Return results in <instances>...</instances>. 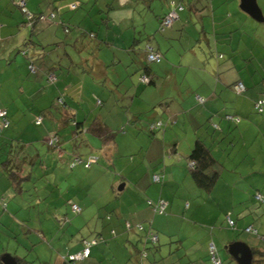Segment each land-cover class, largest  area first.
<instances>
[{
	"label": "rangeland",
	"instance_id": "obj_1",
	"mask_svg": "<svg viewBox=\"0 0 264 264\" xmlns=\"http://www.w3.org/2000/svg\"><path fill=\"white\" fill-rule=\"evenodd\" d=\"M25 1V9L28 13L23 12V9L18 6L17 0H0V106L9 108L7 117L9 128L6 129L12 134L20 133L17 134L18 136L14 135L8 138L5 137L4 132L0 135V264L1 257L5 254L20 259L25 258L28 264H54L55 262L56 264H70L67 259L62 261L58 256L75 253L81 249L83 239L90 240L94 236L96 237V233L102 228L100 221L105 217L106 224H108L103 227L107 231L104 236L106 240L100 241L92 247L94 256L78 263L114 264V261L120 259L121 263L130 262L134 250L131 240H128L131 235L128 236V231L124 230L119 234L120 227L116 224L117 216L113 209L115 205L120 206L122 222L125 223V219L126 221L130 219L128 214L134 213L136 209L134 204L138 197L143 196L146 202V196H151L144 192L146 184L151 186L149 187L152 188L151 194L157 193L152 186L164 185L163 178L161 183L153 182L152 173L164 176L167 173L162 171L165 170L164 165L170 167L171 164L178 166L175 172L172 171L179 173L177 176L179 184H173L172 188L171 186L166 187L168 191L170 190L174 204L171 203L163 215L157 213L158 216L169 217L168 225L165 226L169 234L181 233L185 237L184 246H191L188 250L193 249L194 244L200 247L201 237L206 235L208 239L211 238L215 242L223 264H236L234 260L232 261L226 248V245L232 241H242L251 247L264 250V202L258 201L255 197L257 192L264 195V127L258 126L254 121V118L263 116L254 109V99L260 92V84H251V89H245L242 93L234 92V94L245 97H248L251 92L252 117L250 120L234 115V120L224 119L226 122L230 121L229 123L223 122L229 133L223 134L221 147H225L226 151L225 153L221 152V156H219L225 168L212 189L207 191L194 183L185 158L181 159L182 162L181 160L173 161L172 159H177V157L175 155L168 156V153L165 152L168 143L166 139L172 143L174 139L179 138L181 141L180 150L183 149L182 136L188 124L183 125L182 120L169 121L168 113L163 114V107L159 105L145 109L147 111H144L145 114L135 117L131 110L130 114L125 115L124 110L130 108V106L127 107L130 105L128 99L133 93V89L127 94L125 103L121 100L117 105L113 102L110 88L104 85L105 88L100 89V96L97 98L94 86L79 80V75L85 74L82 73V69H85L84 63L87 64L90 59L88 56L95 52L89 50L94 36H91L89 31H94V29L89 28L86 23L79 24V21L89 17L91 11L89 8L92 3L88 0H81L83 5L80 8L65 9L61 12L56 8L53 10L51 7L47 8L46 0H38L43 15L48 16L51 12H55L56 19L64 22L63 31L60 34V27L55 26L49 29L50 39H46L40 32L44 26L40 24L37 27L35 22L50 23L56 19L51 15L54 20L53 18H46L47 21L44 19L30 20L28 14L37 15L39 12L31 10L30 0ZM261 1L263 4L264 0H258L259 4ZM53 2L57 1L53 0ZM261 11L264 16V8ZM84 15L87 16L84 17ZM251 22H255L259 26L257 35L264 36V22H257L252 18ZM158 27L159 24L153 28L148 27L145 31H150L148 35L153 34L165 40L170 27H166L163 32L159 31ZM139 30L140 33H143V25H137V31ZM136 34L139 36V32ZM56 35L57 39L54 37ZM139 37L142 38L143 35ZM81 47L85 49V52H82ZM23 52H27L28 56H25ZM33 52H45V55L35 56ZM100 53V59L107 64L108 76L115 77L117 80L115 83H117L119 78L116 73H119L120 78L123 79L121 88H134L135 86L131 83L136 82L130 80L133 74L126 77L124 62H121L120 65L112 64L113 55L120 58L123 57L122 52L103 48ZM138 54H134L132 58L139 60ZM32 57H35L36 60ZM79 57L84 59L80 66L76 62ZM29 61H35V71H30ZM146 64L154 71L159 67L156 62L149 63L147 61ZM45 65L52 67L54 72L57 71L56 73L48 72L46 76L48 77L50 73L56 74L55 77L58 79L57 83L60 87L58 88L59 94L48 104V108L51 109L54 116L60 107L59 97L64 99L67 96L68 100H73L74 104L78 106L77 110L85 109L81 116L82 120L86 116L85 124H90L95 121V118L101 116L106 125L112 123L115 129L122 130L116 135L119 148L116 147L110 160L99 156L98 161L89 168L84 167L83 163L77 162L76 159H87L89 153L97 152L95 150L92 152L88 143L82 141L85 140L84 134H82L83 136L76 134L74 138L68 137L69 134L65 133V131L69 133L67 128L60 131L61 137L59 136L58 145L51 146L45 139L42 141L43 134L49 127L51 129V124L42 114L44 119L42 124L36 125L35 120L41 113L38 110H32L31 107H40L36 102L38 97L34 90L40 85L42 78L44 80L41 86L46 85L44 83L47 80V78L45 79V70L48 66L45 67ZM68 67H70V71L67 72ZM137 68L138 66L134 71ZM259 74L264 75V60H261V56L257 55L251 63V78H257ZM35 76L39 79L36 80ZM67 76L68 79L70 78L72 87L76 86L77 89L70 90L67 87ZM30 80L37 81L38 86L35 88ZM47 83H51L49 85L51 94L55 91L56 86L48 80ZM27 96L33 105H30V102L25 99ZM262 97L263 93L255 103ZM32 99L35 100L32 101ZM164 106L166 107L167 104L165 103ZM200 107L196 106V108ZM118 108L125 115L121 122H119V116L116 115ZM237 118L238 121H236ZM159 120L162 121L163 126L151 130L150 125ZM126 128H133L131 129L133 132L124 134ZM23 134V143L26 144L20 157L26 156L25 159H22L21 166L23 175L27 177L20 181L21 190H19L15 188L7 176V172L2 168L1 162L6 157L2 147L3 142L6 141L12 147V153L15 149L19 151V146L15 145L19 144ZM63 144L65 145L63 146ZM74 144L76 147H73ZM213 149H215L214 146ZM160 150L163 152L161 158H166L156 161ZM168 160L171 164H168ZM74 161L77 164L71 167V163ZM181 166L184 168V175L179 168ZM233 172H237V175H234ZM119 179H125L128 186L123 189L121 199L115 201L118 195L116 196V188L112 189L111 184L113 181L117 183ZM159 191L160 187L158 186V193ZM158 198L157 196L156 199ZM72 203L81 208L79 213L71 209ZM131 203L132 205H130ZM145 204L147 205V203ZM142 205L144 204L141 203ZM143 214H150V218L146 217L141 222L143 225L148 224L156 215L149 205ZM228 214L231 215V219L235 223L233 226L229 224ZM113 222L117 227L111 224ZM138 224L136 221L135 225ZM110 227L117 229L114 236L108 233ZM144 227L147 228V226ZM247 227H250L251 231H247ZM139 234L141 237L145 236L144 231H140ZM158 235L157 244L160 245V249L159 251L153 248L150 250V261L153 260L154 255L157 264H185L187 248H183V246L179 248L176 242L169 241L160 231ZM136 239H134V243ZM170 239L175 241L177 237L172 236ZM143 240L138 243L141 248ZM207 244L208 242H206ZM199 251L202 254L198 258L199 261L210 264L208 247H202L194 254L199 256ZM113 253H116L119 259L114 260ZM263 262L264 260L259 264H264Z\"/></svg>",
	"mask_w": 264,
	"mask_h": 264
},
{
	"label": "crops",
	"instance_id": "obj_2",
	"mask_svg": "<svg viewBox=\"0 0 264 264\" xmlns=\"http://www.w3.org/2000/svg\"><path fill=\"white\" fill-rule=\"evenodd\" d=\"M46 1V3H48L45 4L47 8L51 7L52 10L56 8V10L61 12L65 9H69V4L75 3L74 1L77 2L76 4H79L78 1L80 2V5L77 8H80L83 5L81 0H56V3H54L53 0ZM174 1L178 5V18L172 23L165 40H163V38H158L153 34L148 35V32L150 31L145 30L148 27L153 28L159 24V18L169 11V0H88V2L92 3V6L89 8L91 9L89 17L79 21V24L86 23L89 28L94 29V31H89L94 35L92 37L93 41L90 44L89 50L95 52L88 56L90 58L88 59L89 62L87 61V64L86 62L84 63L85 69H82V73L85 74H80L79 80L82 83H91L94 86L95 96L97 98L100 96V89L103 90L105 86L110 88L113 96V102L117 105H119L121 100L125 103L127 94H129L131 92L130 90L133 89V93L128 99L130 105H126L127 107L130 106V108L124 110L126 113L125 115L130 114L129 111L131 110L132 114H134L133 117H135L136 115L145 114V109L154 108L157 105L163 107L164 111L162 110V112L163 114L168 113V118L170 119L169 121L177 122L178 120H182V123H184L183 125L188 124L186 130L184 131V135L182 136V145H184L182 150H180L181 141L179 138L174 139L172 143L166 139L168 143L166 144V151H164L168 153V156L175 155L177 159H172L173 161H179L182 158H185L187 161V156L189 155L195 140L200 138L209 147L213 157L221 163L223 171L225 167L221 157L219 156H221V152L225 153L226 151L225 147H221L224 138L223 134L226 133L227 135V133H229V130H227L223 124V122H226L224 121V119L226 120L224 114L238 115L239 117L248 118L250 120L252 117L251 92L249 91L250 93L248 94V97L234 94L235 91L232 89L231 85L234 82L241 81L246 86V89H251V84H260L261 89L257 97L254 99V104L257 98L260 97L261 93L264 91V75L261 76L259 74L257 78H251V63L256 59L257 55H260L261 60H264V36L257 35V29L259 26L256 25L255 22H251L252 17L239 7L240 0ZM29 2H31V10H34L33 12L37 11L42 13L40 9L41 5H39L38 0H30ZM256 2L260 10H262V8H264V1L263 4L262 1L260 4L258 0H256ZM50 3L52 4L50 5ZM85 16L87 15H84V17ZM54 18H57L56 15ZM85 19H88V21H85ZM262 22H264V20ZM63 23L64 22L60 19H56V21H51L50 23H41L36 21L35 25L38 27V25L42 24L44 28H42L40 32L44 35V38L50 39L51 35L48 34L49 29L54 28L55 26L60 27V34L63 31ZM138 24L143 25V33H140V30L137 31ZM137 32H139V36L143 35V37H139L136 34ZM252 33L254 34L253 36L251 35ZM54 37L57 39V35ZM142 40H144V43H142ZM147 46H150L149 48H152L154 51H157L162 55V59L158 63L159 67H157L155 71L150 69L148 64H146ZM103 48H111L117 50L118 52H122L123 57L117 58L116 55H113L114 59L112 64L116 63V65H120L121 62H124V73L126 74V77H130L133 74L130 77V80L131 82L135 80L136 83H131L135 86L134 88H121L123 86V79L120 78L119 73H116L119 78V82L117 83H115L117 81L115 77L108 76L106 69L107 64L104 60L100 59V50ZM81 50L82 52H85V49H82V47ZM33 53L35 56L45 55V52ZM93 54L94 56H92ZM130 54L131 59L129 58ZM134 54L139 55V60L132 58ZM32 58L36 60L35 57ZM76 62L79 63L80 66V64L84 62V59L79 57V60ZM38 64L40 65L41 63ZM260 65H263V63H260ZM136 66H138V68L134 71ZM45 67H47L45 70L46 79V73L54 72V70H52V67H49V65H45ZM141 67L143 68L141 69ZM68 71H70V67H68L67 72ZM56 72L57 71L54 73ZM142 72L146 73L152 81L149 83L141 82L140 75ZM86 73H88L89 76ZM135 73H137V75L134 76ZM35 79L37 80L39 77L35 76ZM43 80L44 78H42V81L40 82L42 83ZM57 80L58 79L56 78L53 81H49L53 82L52 84L56 86L55 91L51 94L49 91V85H51V83H47V80L44 82L47 86L45 85L44 87L41 86V83L38 86L37 81L30 80V83L33 84L35 88L38 86L34 91L36 92V97H38L36 102L40 106H32L31 108L32 110H38L40 113L44 112L43 116H45V119H47L51 124V129L49 127L47 132L43 134L42 141H44V139L49 140V137L53 132H58L61 137L60 131L67 128L69 133H67V131H65V133L69 134L68 137L74 138L76 137V134H84L85 140L82 141H86L88 143V147L89 149H92V152H94V150L97 152L94 154L89 153L90 155H94L97 158H99V156H103L105 159L110 160L116 147L119 148L116 141V135L122 130L115 129L112 123L106 125L101 116L95 118V121L92 123L85 124L86 116H84L83 120L81 119L82 113L85 109L81 107L82 109L77 110L78 106L74 104L73 100H68L67 96L64 98L67 107H59L56 111V116H54L51 109L48 108V104L59 94L58 88L60 87ZM67 81V87L70 88V90L77 89L76 86H74V88L72 87L70 78ZM108 83L109 85L107 86ZM199 96L203 99V101H198L197 97ZM25 99L30 102V98L28 96ZM34 100L32 99V101ZM165 103L167 104L166 107L164 106ZM194 104L201 107L196 108ZM30 105H33V102H30ZM0 108L6 109L8 117L9 108L2 106H0ZM117 110L118 113H116V115L119 116V122H121L124 120L125 115L122 114V110L120 108ZM120 114H122V116H120ZM261 114H263V116H258L260 118H254V121L257 122L256 124L258 126L262 125L264 127V111ZM38 117H41V122H43L44 119L41 114ZM69 118H74L80 125L81 128L79 127L80 129L77 132H75L74 127L71 126ZM154 118L152 119L156 120ZM229 122L230 121H227L226 123ZM98 126H104L107 131L115 132L114 137L112 139L104 140L102 135L98 133ZM95 127L97 129L94 130ZM7 129L3 131L6 138L20 134L16 132L12 134ZM131 129L133 128H126L124 134L133 132ZM23 138L24 134L20 140L18 139L19 144L15 145L19 146V151H17V163L13 162L10 164L11 166L18 165L17 168L19 169L21 175H23L21 161L26 158V156H23L22 158L20 157L21 153L24 152V146L26 144L23 143ZM13 142H15L14 139ZM63 143H65V140H63ZM64 145L65 144H63V146ZM213 146L215 149H213ZM9 147V145H6L4 149H2L6 153L4 160L8 157L7 151H12V147ZM73 147H76V144H74ZM162 154L163 152L160 150L156 161L166 158H161ZM169 163L171 164L170 160H168V164ZM176 167L178 168V166L174 164H171L170 167L164 165L165 170L163 169L162 171L167 173H165L164 176L162 175L164 185H158L160 187L159 193L158 186H152L155 188L157 193L151 194L152 188L150 189L149 187L151 186L146 184L144 192L146 195L151 196H146V202L143 196L138 197V200L134 204L136 209L134 213L128 214L130 219L127 221L125 219V223L122 222L120 206L115 205L113 210L117 216L116 224L120 227L119 234H121L123 230L126 231V228L130 229L133 226H136V221H138L139 224H142L141 222L145 220L146 217L150 218V214H143L146 212L148 204L146 205L145 203H147V200L156 201L158 199H163L166 203L165 210L171 205V203L174 204L170 190L168 191L166 187L171 186L172 188L173 184H179L177 183V176L179 173L178 171L176 172L177 174L174 173L176 171ZM179 168L183 171L184 175V168L182 166ZM233 174L237 175V172H233ZM152 175L154 176L155 173H152ZM162 178L159 182H153L161 183L163 180ZM127 186L128 184L125 179H119L117 183H115V181L112 182L111 188L114 190L116 188V196L118 195L115 198V201H119V199H121V194L123 193L122 191ZM135 188L138 189L137 187ZM157 196L159 197L158 199H156ZM141 203L144 205L141 206ZM130 205H132V203ZM228 218L231 219L230 214H228ZM105 219L100 221L102 228L96 233V237H102V240L100 241L106 240L104 236L107 234V231L103 227L108 224H106ZM169 220V217H161L156 214L148 224L142 225L147 226V229L150 228L153 233L157 235V242L159 241L158 232L160 231L166 238H168L169 241L176 242L179 248L182 246L184 248L185 237L181 235V233L169 234L167 227H165L168 225ZM111 224L116 226L114 222ZM136 230L137 228L134 227L127 232L128 236L131 235V238H128V240H131L130 242L134 248L133 251H135L134 244H136V242L138 244L141 237ZM116 231L117 229L110 227V231H108V233L109 235L111 234L114 236ZM172 236H176L177 239L172 241L170 239ZM134 239H136L135 243ZM206 242H208L207 245ZM210 242L215 244L213 239H208L206 235H203L201 237L200 247L195 244L192 247L193 249L190 248V250H188V248L191 247L190 245L185 247L187 248L185 252V264H205L200 262L198 259L202 256L201 252L199 251V256L198 254H194V252L202 247H208ZM233 242L242 241H232L226 245V248L228 249V246ZM98 243L99 241L94 245H97ZM159 246L160 245L156 243V251H159ZM92 247L91 253L86 259H90V257L94 256ZM249 247L251 248V246ZM113 255L115 257L114 260L119 259L116 253H113ZM65 256L66 255H59L58 258L64 261ZM196 256L198 257L196 258ZM131 258L132 260H130V262L136 264V259L133 257ZM15 259L17 261V258ZM86 259L77 260L76 262L86 261ZM231 259L233 261L232 256ZM263 260L264 258L262 261ZM151 261L153 264H157V259L154 255L153 260L151 259ZM121 262L122 261L120 259L114 261L113 263H130L129 261L128 263L126 261L123 263ZM259 263H261V261ZM54 264H56V262Z\"/></svg>",
	"mask_w": 264,
	"mask_h": 264
},
{
	"label": "trees",
	"instance_id": "obj_3",
	"mask_svg": "<svg viewBox=\"0 0 264 264\" xmlns=\"http://www.w3.org/2000/svg\"><path fill=\"white\" fill-rule=\"evenodd\" d=\"M171 1H173L174 2V7L176 8V10H177V4L175 3V1L174 0H169V3L171 2ZM75 3H71V4H69V9L70 10H74V9H76L79 5H80V2L78 1V3L79 4H76L77 2L76 1H74ZM169 6H170V8H169V11L171 10V8L173 7L172 5H170L169 4ZM168 11V12H169ZM168 12H166L163 16H165ZM178 14V13H177ZM51 15H53V17H55V12H51V14L50 15H48V16H45V15H43L42 13H39V14H37V15H35V14H31V16H33V17H29V19L30 20H33V19H40L39 17L40 16H44V20L46 19V18H53V17H51ZM163 16H161L160 18H159V27H158V30L159 31H163V30H161L160 29V22H161V20H162V18H163ZM40 20H42V19H40ZM90 35L91 36H93V33H90ZM135 42H136V40H135ZM23 54L25 55V56H28L27 55V52H23ZM30 59V58H29ZM162 59V58H161ZM146 60H147V58H146ZM148 61V60H147ZM161 61V60H160ZM35 62V61H34ZM34 62L32 61V62H28V66H29V68H30V71L33 69V71H35L36 70V68H35V66H34ZM149 62V61H148ZM149 63H151V62H149ZM159 63V62H158ZM143 75H145V76H147V74L146 73H144V72H142V74L140 75V81L141 82H143V83H149L150 81H152L148 76V82H144V81H142L141 80V76H143ZM47 80L48 81H50L49 80V78L47 77ZM237 82H241V81H237ZM234 83H236V82H234ZM233 83V84H234ZM243 83V82H242ZM244 84V83H243ZM232 86V85H231ZM245 86V85H244ZM245 89H246V86H245ZM262 93H264V91L262 92ZM58 103H59V106H60V108H65V107H67V105H66V103H65V100L64 99H61V97H59V101H58ZM255 109V108H254ZM256 110V109H255ZM263 111H264V109H263ZM263 111L262 112H258L257 110H256V112L257 113H263ZM44 112H41V115L43 114ZM44 115V114H43ZM225 115L226 114H224V117H225ZM228 115H231V114H228ZM232 116H234V115H232ZM7 120H8V118H7ZM41 120H42V118H41ZM229 120V119H228ZM69 121H70V124H71V126H73L74 127V131L75 132H77L81 127H80V125L78 124V122H76V120L74 119V118H69ZM160 121V120H159ZM231 121V120H230ZM162 122V121H161ZM42 122H40V123H37V121L35 120V124L36 125H40ZM79 125V126H78ZM163 126V123H162V125L160 126V127H158V128H155V129H159V128H161ZM9 127V120H8V126L7 127H4V128H1L0 129V135L3 133V131L6 129V128H8ZM80 127V128H79ZM95 129H97L96 127L94 128V130ZM151 130H154V129H151ZM98 133L100 134V135H102V137H103V139L104 140H108V139H112L113 137H114V135H115V132H109V131H107V129L104 127V126H98ZM59 136H60V134L58 133V132H53V133H51V135H50V137H49V140H47V139H45L46 140V142L49 144V145H51V146H56V145H58V142L60 141V139H59ZM6 145H9V143H7V142H3V147H2V149H4V147L6 146ZM174 148V147H173ZM13 151H7V155H8V157H7V159H5L4 161H2L1 162V164L3 165V169H4V171H6L7 172V176L9 177V179H10V181L14 184V186H15V188L16 189H19V190H21L20 189V181L22 180V179H25L27 176H24V175H21L20 174V171H19V169L17 168V166L18 165H15V166H11L10 164H12L13 162H16V160H17V151L16 150H14V153H12ZM90 157H94L95 158V162H93V163H91L89 166H86V162H87V160L90 158ZM77 160V162H79V163H83V165H84V167H87V168H89V167H91L92 166V164H94V163H96L97 161H98V158L97 157H95L94 155H90L89 154V156H88V158L87 159H82V158H78V159H76ZM190 162H193V164L191 165L190 164ZM17 163V162H16ZM72 164V166L71 167H74L77 163H76V161H74V162H72L71 163ZM187 164H188V168L191 170V176H192V179H193V181H194V183L198 186V187H200V188H203V189H205V190H207V191H209V190H211L212 189V187L214 186V184H215V182L217 181V179H218V177L221 175V172H222V166H221V163L216 159V158H214L213 157V155H212V153H211V151H210V149H209V147L203 142V140H201L200 138H197L196 140H195V142H194V144H193V147H192V149H191V151H190V153H189V155L187 156ZM5 173V172H4ZM156 175V174H155ZM159 176V180H158V182L160 181V179L162 178V176L161 175H158ZM153 181H155L154 180V177H153ZM159 200H163V199H158V200H156V201H152V200H147V204L149 205V206H151L152 207V211L153 212H155L156 214L158 213V214H163V213H165V209H164V211L162 212V213H159L158 211H155L154 210V208H153V205L154 204H158V201ZM149 202H151L152 203V205L149 203ZM72 204H74V203H72ZM71 204V205H72ZM77 205V204H76ZM72 209V208H71ZM80 211H81V208H80ZM75 212V211H74ZM76 213H79V212H76ZM138 226H141L142 228L141 229H139V227ZM128 227V226H127ZM136 228H137V230H136V232L139 234V232L140 231H144L145 232V236L144 237H140V241L141 240H143V245H142V248L141 247H139V245L137 244V242H136V244H134V247H135V251H133V254H132V257L134 258V259H136V264H153L152 263V261H150V259H149V254H150V250L153 248V249H155V245H156V243H157V241H155V242H153L152 240H151V238L148 236V231H151V232H153L150 228H146V227H144L142 224H138V225H136L135 226ZM130 229H132V228H130ZM130 229H127L126 228V231H128V230H130ZM158 239V238H157ZM100 240H102V237L100 236V237H94V238H92V239H90V240H87V239H83L82 241H81V243H82V247H81V249L79 250V251H77V252H75V253H69V254H67L66 256H65V259H67L68 260V262L70 263V264H80V263H78V262H76V261H71V260H69V256L70 255H75V254H77V253H79V252H81L82 250H83V248L86 246V242H88V243H90V245H89V255H90V253H91V247L94 245V244H96L98 241L100 242ZM94 241V243H92ZM139 243V242H138ZM148 245H150V246H148ZM217 250V249H216ZM251 250H252V253H253V264H257V263H259L260 261H262V259L264 258V252H263V250L261 249V248H255V247H251ZM209 253V252H208ZM89 255L87 256V257H85V258H83V259H86V258H88L89 257ZM217 255H218V252H217ZM210 256V255H209ZM218 257H219V255H218ZM16 258V257H15ZM220 258V257H219ZM132 259V258H131ZM221 259V258H220ZM17 261H18V263L19 264H28L27 263V261L25 260V258H17ZM221 261H222V259H221ZM81 262V261H80ZM211 264V263H210ZM222 264H223V262H222Z\"/></svg>",
	"mask_w": 264,
	"mask_h": 264
},
{
	"label": "built area",
	"instance_id": "obj_4",
	"mask_svg": "<svg viewBox=\"0 0 264 264\" xmlns=\"http://www.w3.org/2000/svg\"><path fill=\"white\" fill-rule=\"evenodd\" d=\"M17 4L20 8L23 9V12L24 13H28L27 10L25 9V0H17ZM170 5H174V2L171 1L170 2ZM29 17H33L31 16L30 14H28ZM40 19H44V16H40L39 17ZM178 18V14H177V10L176 8L173 6L171 8V10L165 15L163 16L161 22H160V29L161 30H164L166 27H170L172 25V23ZM148 48H146V58L149 62H160L161 58H162V55L157 52V51H154L152 48H149L150 46H147ZM33 70V69H32ZM48 78L50 81H53L56 79L55 75L53 73H50L48 75ZM149 78L145 75L141 76V80L144 81V82H148ZM232 89L236 92V93H242L244 92L245 90V86L242 82H236L234 84H232ZM198 101H203V99L201 97H197ZM254 108L258 111V112H262L263 109H264V93H263V97L255 103V106ZM225 118L226 119H229V120H234V116L232 115H228L226 114L225 115ZM239 119L237 118L236 121H238ZM37 123H40L41 122V117H38L37 118ZM162 125V122L161 121H157L155 123H152L150 125V129H155V128H158ZM8 126V120H7V111L6 109H3V108H0V129L1 128H4V127H7ZM95 162V158L94 157H90L87 162H86V166H89L91 163ZM190 164L192 165L193 162H190ZM154 180L155 181H158L159 180V176L158 175H154ZM256 199L260 202H264V195L260 192H257L256 195H255ZM151 205L152 203L149 202ZM165 206H166V203L164 200H159L158 201V204H154L153 205V208L155 211H158L159 213H162L165 209ZM71 208L73 211L75 212H80V207L76 204H72L71 205ZM229 224L231 226L234 225V222L232 219L229 218ZM139 229H141L142 227L141 226H138ZM247 231H251V228L248 227L246 228ZM148 236L151 238V240L153 242L157 241V235L151 231H148ZM94 243V241L92 242ZM86 246L83 248V250L75 255H70L69 256V260L71 261H77V260H82L83 258L87 257L89 255V245L90 243L86 242L85 243ZM208 252H209V255H210V262L211 264H222V261L221 259L218 257L217 255V250H216V246L213 242H210L209 245H208Z\"/></svg>",
	"mask_w": 264,
	"mask_h": 264
},
{
	"label": "water",
	"instance_id": "obj_5",
	"mask_svg": "<svg viewBox=\"0 0 264 264\" xmlns=\"http://www.w3.org/2000/svg\"><path fill=\"white\" fill-rule=\"evenodd\" d=\"M239 7L257 22H262L264 20V16L256 0H240ZM228 253L232 256L236 264H253V253L246 243L233 242L228 246ZM1 264L19 263L16 261L15 257L5 254L1 257Z\"/></svg>",
	"mask_w": 264,
	"mask_h": 264
}]
</instances>
